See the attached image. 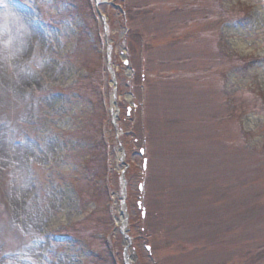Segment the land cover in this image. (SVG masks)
I'll list each match as a JSON object with an SVG mask.
<instances>
[{
	"label": "rangeland",
	"instance_id": "374dc122",
	"mask_svg": "<svg viewBox=\"0 0 264 264\" xmlns=\"http://www.w3.org/2000/svg\"><path fill=\"white\" fill-rule=\"evenodd\" d=\"M23 1L0 0V264H264V0Z\"/></svg>",
	"mask_w": 264,
	"mask_h": 264
},
{
	"label": "trees",
	"instance_id": "16d2710c",
	"mask_svg": "<svg viewBox=\"0 0 264 264\" xmlns=\"http://www.w3.org/2000/svg\"><path fill=\"white\" fill-rule=\"evenodd\" d=\"M61 91H63V90H61ZM67 92V91H66ZM78 92V91H77ZM76 98L77 99H81L82 98V96L80 95V92H78V94L76 93ZM106 165H107V163H106ZM106 165H104V167L106 168L107 166ZM104 168V169H105ZM107 169V168H106Z\"/></svg>",
	"mask_w": 264,
	"mask_h": 264
},
{
	"label": "bare ground",
	"instance_id": "6f19581e",
	"mask_svg": "<svg viewBox=\"0 0 264 264\" xmlns=\"http://www.w3.org/2000/svg\"><path fill=\"white\" fill-rule=\"evenodd\" d=\"M25 33H26V31H25ZM120 217H121V218H120V219H118V223L122 225V224H123V216H122V214H121V216H120Z\"/></svg>",
	"mask_w": 264,
	"mask_h": 264
}]
</instances>
